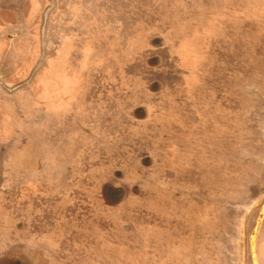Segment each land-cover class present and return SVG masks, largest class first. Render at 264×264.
<instances>
[{
  "label": "rangeland",
  "instance_id": "1",
  "mask_svg": "<svg viewBox=\"0 0 264 264\" xmlns=\"http://www.w3.org/2000/svg\"><path fill=\"white\" fill-rule=\"evenodd\" d=\"M77 5L68 0H45L40 5L30 0H0L1 77H13L15 69L19 70L14 76L25 73L22 64L35 40H29L28 28L21 27H34L39 36L42 26V39L36 42L39 47L50 14L57 7L70 11ZM79 7L78 28L88 34L85 31V36L78 39L79 49L72 64L77 65V74L81 63L88 64L87 106L106 109L109 114H93L94 128H90L92 124L87 128L92 130V138L87 140L88 132L79 130L82 142L76 150L86 158L82 156L78 168L87 171V177L71 183V157L66 160V155L75 153V149L66 146L59 151L62 193L46 199L53 200L57 207L50 210L51 214L46 210V217L61 215L63 229L66 227L72 235L53 233V237L42 239L54 246L58 243L57 250L66 264H132L133 257L119 260L118 251L134 252L133 236L140 217H145L144 224L151 217L139 206L159 201L168 203L170 212L183 217L179 233L170 235L183 238L185 263L196 260L192 255L195 238L200 242L194 249L203 251L216 247L220 237L222 244L231 237L232 248L237 244L239 254L232 262L243 261L250 250V264H264V258H259L264 241V0H82ZM33 9L39 11V17L28 20L24 15ZM17 14L19 17H15ZM63 16L56 19V24L68 22ZM45 46L37 54L34 70L27 72L20 84L29 83L48 53H53ZM156 47L160 49L154 50ZM81 50L93 58L81 57ZM154 105L165 110L181 105L178 111L185 112L182 119L190 125L189 141L182 152L185 156L180 154L175 160L168 148L169 156L154 154V148L163 147L149 144L154 136L146 139V131L140 130L147 124H137L139 130L134 131L136 122H129L128 109L142 117ZM120 106L125 110L119 115L112 113ZM117 116L122 117L119 125L106 124L104 118L111 121ZM54 123L47 119L45 129L53 130ZM66 129L61 126L53 132L64 134ZM118 129L121 136L117 142L111 133L117 139ZM153 132L163 134L161 139L171 136L161 129ZM166 169L188 172L177 177L164 172L166 177H158ZM169 187L177 190L169 192ZM165 218L161 215L158 220L163 223ZM90 220L94 230L90 237L87 229L71 226L86 227ZM198 231L199 237H188ZM202 237H207L206 244ZM36 240L29 237L5 243L0 264H29L27 253L32 255ZM201 261L227 264L214 252L201 257Z\"/></svg>",
  "mask_w": 264,
  "mask_h": 264
},
{
  "label": "crops",
  "instance_id": "2",
  "mask_svg": "<svg viewBox=\"0 0 264 264\" xmlns=\"http://www.w3.org/2000/svg\"><path fill=\"white\" fill-rule=\"evenodd\" d=\"M43 1L45 0H30L34 5H40ZM56 1L63 2L66 0ZM68 1L76 2L78 5L75 10L70 11L62 10V8L58 9L57 7L50 14L44 44H46L47 50H53V53H48L42 67L29 83L20 84L27 72L33 68L40 50V42L39 47L36 44L37 40H39V36H37L38 32L34 27L32 29L29 26L21 27L22 30L28 28L27 34L29 35L27 38L29 40H35V45L30 41L31 46L28 49L27 61L22 64L25 73L20 77L14 76L19 70L15 69L14 75L11 78L4 79L0 75L2 81H0V179L2 180V182L0 180V258L5 253V243L13 244L15 242L26 241L29 237H34L38 239L36 240L38 242L33 243V247L31 248L32 255L27 253L29 264H66L62 261L61 254L57 250L58 243L54 246V243L51 241L47 242L42 239L43 237H53V233H60V237H71L70 235H72L66 231V227L63 229L61 215L58 216L59 218L54 217L53 219H50L49 216L48 218L46 217V210L51 214V209L54 211L57 209L56 203L52 204L53 200L47 201L48 197L51 195L54 197L62 193V156H60L61 153L59 151L62 150V147L66 146L70 149H75V153L66 155V160L71 157L68 170L71 183L78 177H87L89 175L87 171L78 168V161L83 160L82 156H84L83 153H79L76 150L82 142L78 138L79 130L88 132V136L87 134L85 135L87 140L88 138H92L90 134L92 130L90 128H94L92 121L93 114H109V111L106 109L102 111L99 110V107L92 108L87 106L89 82L86 68L88 64L85 62L81 63L80 65L83 68L80 66L81 72L77 74V65L72 63L75 53L77 54V50L79 49L77 41L85 36V31L88 34V31L78 28L79 20L77 19L81 17L79 4L82 0ZM66 14H69V16H66ZM63 15L66 18L68 17V22H62L61 20L60 23L56 24V19L64 17ZM24 16L28 20L36 19L39 17V11L33 9ZM15 17H19V15L17 14ZM51 23L53 26H50ZM14 25H16V22L13 23ZM74 34L76 35L73 36ZM81 51V57H84V55L92 57L91 53ZM62 67L66 68V70H63ZM73 72L76 73L73 74ZM83 102H85V106H83ZM152 108H148L146 114L142 117L134 116V111L131 112V109H128V114L131 115V118L128 119L129 122H136V124L133 123L136 125V128H133L134 131L135 129L139 130L137 124H147L146 127H139L140 130L146 131V139H151L152 135L154 136L153 139L149 140V144L153 147H159L160 145L163 147L162 149L154 148V154L157 152L163 155L167 154L166 149L168 148L175 160H177V156L180 154L185 156L182 152L185 151L184 147L187 146L189 141L188 134L190 131L189 123L183 121L184 118L182 116L185 112L182 109L175 112L171 108L167 110L158 107ZM112 110H115L112 113L119 115L121 111L125 110V107L120 106ZM47 119L48 121L50 119L55 121L53 130L49 128L45 129ZM104 120L106 124L119 125L122 117L117 116L111 121L109 118H104ZM79 122L81 123L80 125ZM90 124L92 125L90 126ZM61 126L62 128H67L64 130V134L53 132L61 130ZM89 126L90 128L87 129ZM148 126L150 128H147ZM153 129L157 131L159 129L165 130L171 136L167 139H161L160 137L164 135L153 132ZM41 131H43V136ZM73 131L74 133H72ZM37 132L38 134H36ZM34 133L37 137H35ZM118 133L119 138L117 137V139H115L114 133H111L117 142L121 136L120 129H118ZM33 151L35 152L31 157V152ZM70 154L71 156H69ZM154 154L153 156H155ZM154 159L156 162V158ZM164 172H172V175L177 177L187 176L188 171H183L182 173L178 172V170L171 171L166 169L161 171V176H157L161 178L166 177ZM137 175L142 176L138 173ZM170 188L172 187H169V192H174V189L177 190L176 188ZM69 190H72V185H70ZM181 192L184 191L182 190ZM68 193L70 192H66L65 194ZM46 203L49 204L46 205ZM147 204L146 207H142V205L139 207L146 210L147 214L151 216L150 218H146L149 223H142L145 222V217H140L133 236L135 237L134 243L136 248L133 253L120 254L118 251L119 255L117 257L119 260L125 257L129 259L133 257L134 262H131L132 264H204L201 261V257L211 256L214 252L215 254L219 253L227 264H250L252 262L249 256H253V254L249 249L250 255L247 252L243 261L238 262V259H236L235 262H232L231 259L235 258L238 254L237 249L235 250L237 244H235L233 249L231 237H229V242H224L223 244L220 237L216 247L209 246L210 250L207 248L203 249V251L201 249H194L195 245L200 242V239L195 238V244L193 243L192 246V255L196 260H193L192 263H185L182 259L183 251L181 252L183 250V238L170 235V233L173 235L179 233V226L183 223V217L176 212H170V209L167 208L168 203L161 204L158 201ZM58 205H60V202ZM161 215L166 216L163 223L161 220H158V217H161ZM91 222L90 220L89 225L86 227H83V225L71 226L77 230L78 227L80 230L87 229V237H90V234L94 233L93 228L90 226ZM196 223L198 229L201 230L199 220ZM163 226L165 227V232L161 229ZM68 228L67 225V230ZM174 228L178 229L176 233L173 231ZM192 234L193 232L188 237H199L200 232L198 231L196 235ZM181 235L185 237L184 234ZM101 237H105V235H101ZM147 237L150 238L147 239ZM201 239L206 244L207 237H202ZM263 248L264 241L262 240L259 258H264ZM9 264L19 263L14 261Z\"/></svg>",
  "mask_w": 264,
  "mask_h": 264
},
{
  "label": "trees",
  "instance_id": "3",
  "mask_svg": "<svg viewBox=\"0 0 264 264\" xmlns=\"http://www.w3.org/2000/svg\"><path fill=\"white\" fill-rule=\"evenodd\" d=\"M213 28V27H212ZM210 29V28H209ZM211 30V29H210ZM205 32V31H204ZM208 32V31H207ZM160 48L159 47H156L154 50H159ZM174 102H175V99H174ZM153 106V105H152ZM154 106H156V105H154ZM156 107H158V108H162V107H160V106H156ZM165 107H166V105H165ZM172 109V110H174L175 112H177L178 111V108H182L181 107V105H179L178 106V108H177V105H171V106H169V109ZM187 109V108H186ZM140 161H141V159H140ZM142 162V161H141ZM150 170V169H149Z\"/></svg>",
  "mask_w": 264,
  "mask_h": 264
},
{
  "label": "flooded vegetation",
  "instance_id": "4",
  "mask_svg": "<svg viewBox=\"0 0 264 264\" xmlns=\"http://www.w3.org/2000/svg\"><path fill=\"white\" fill-rule=\"evenodd\" d=\"M41 34H42V26H41L40 33H39V37L42 39ZM44 40H45V36H44V39H43L42 43L40 42V50H42V47L44 46V43H45ZM45 50H47L46 46H45ZM43 63H44V62H43ZM43 63H42V65H43ZM35 66H36V65H34L33 68H32L31 70H34ZM41 67H42V66H41ZM41 67H40V68H41ZM40 68H39V70H40ZM37 72H38V71H37ZM27 78H28V77H27ZM31 79H32V78H31Z\"/></svg>",
  "mask_w": 264,
  "mask_h": 264
}]
</instances>
